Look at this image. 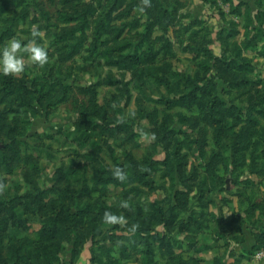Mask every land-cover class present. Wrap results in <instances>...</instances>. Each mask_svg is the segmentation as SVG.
Segmentation results:
<instances>
[{"label":"rangeland","instance_id":"374dc122","mask_svg":"<svg viewBox=\"0 0 264 264\" xmlns=\"http://www.w3.org/2000/svg\"><path fill=\"white\" fill-rule=\"evenodd\" d=\"M172 4L0 0L50 56L0 74V264H264V0Z\"/></svg>","mask_w":264,"mask_h":264},{"label":"clouds","instance_id":"9594fccd","mask_svg":"<svg viewBox=\"0 0 264 264\" xmlns=\"http://www.w3.org/2000/svg\"><path fill=\"white\" fill-rule=\"evenodd\" d=\"M149 0H145L148 3ZM42 32L33 28L31 38H25L21 35H13L3 44H0V74L6 76H18L26 71L27 62L44 67L49 63V49L45 43L39 39ZM153 137L155 133L152 134ZM113 176L120 181L127 179V172L121 165H115L112 172ZM7 183L4 179H0V193L5 192ZM120 207L128 208L129 201L122 200ZM103 220L108 225H125L127 218L123 213H117L110 209H106L103 214ZM135 231L138 225H132Z\"/></svg>","mask_w":264,"mask_h":264},{"label":"trees","instance_id":"16d2710c","mask_svg":"<svg viewBox=\"0 0 264 264\" xmlns=\"http://www.w3.org/2000/svg\"><path fill=\"white\" fill-rule=\"evenodd\" d=\"M153 1H155V2H157V3H160V4H162L161 2H159V1H157V0H153ZM1 15V14H0ZM4 20V22H9L10 21V19H8V18H5V19H3ZM68 20H72L70 17H69V19ZM73 21V20H72ZM11 25H13V24H11ZM10 25V26H11ZM15 33H14V31L10 28V27H8V31H4V32H0V42L1 43H3L6 39H8V38H10V37H12L13 35H14ZM10 94V92L7 94H5V95H3V97H1L2 99H0V103H2L3 101H4V99L5 98H7V96ZM197 99V101L196 102H198V103H201V100L203 99L206 103L208 102L210 105H209V107L211 106V110H209L207 113L214 119V115H213V113H212V111L214 110V109H216V108H214V107H217L218 105H221L222 103H223V101L219 98V96L217 95V94H214V95H212V96H200V97H198V98H196ZM190 102V100L188 99V101H186L185 102V104L184 103H182V104H184V105H186V104H188ZM190 104V103H189ZM210 109V108H209ZM222 111H221V113H222V115H224V117H228V116H230L231 114H233V110L231 109V107H228V106H224L223 107V109H221ZM248 110L247 109H244V108H238L237 109V111H235L234 113H237L236 114V117H233V119L237 122V123H242L243 121H248L247 120V118H249V116L247 115L248 114ZM247 113V114H246ZM204 114H206V113H204ZM246 114V115H245ZM245 115V116H244ZM2 115L0 114V121H1V123H0V130H2V128H3V118L1 117ZM263 117H264V115H263ZM17 152V151H16ZM3 155H4V161H5V164H6V166L9 164L8 162H9V159H8V156L6 155V154H4L3 153ZM7 159V160H6ZM8 161V162H7ZM119 165H121V164H119ZM122 166V165H121ZM137 180V182H140V181H143V179H136ZM139 180V181H138ZM135 190H139V188H135ZM49 230H50V233H52V227L50 226L49 227ZM264 246V244L262 245V247ZM261 247V248H262ZM150 254V253H149Z\"/></svg>","mask_w":264,"mask_h":264},{"label":"crops","instance_id":"0c3cea01","mask_svg":"<svg viewBox=\"0 0 264 264\" xmlns=\"http://www.w3.org/2000/svg\"><path fill=\"white\" fill-rule=\"evenodd\" d=\"M161 3H164V1H166V3H169V5H171L173 8L176 9L175 4H172L173 2L179 1V0H157ZM173 1V2H172ZM183 1H187V3H189V5H191V7H193V5H201L203 4V0H183ZM258 1H262V0H234L235 4H239V3H247L250 6H252L253 4H256ZM172 2V3H170ZM168 5V4H167ZM241 240L240 242H236L235 244L233 243V237L231 238L230 242L231 246H230V252L226 258L225 264H238L237 263V256H239V258L242 259L241 257V251L243 250H249V248L254 244L253 242V237H255V234L247 227L242 228L241 230ZM246 248V249H245ZM245 262V261H244ZM242 262V263H244Z\"/></svg>","mask_w":264,"mask_h":264},{"label":"built area","instance_id":"2783aa9c","mask_svg":"<svg viewBox=\"0 0 264 264\" xmlns=\"http://www.w3.org/2000/svg\"><path fill=\"white\" fill-rule=\"evenodd\" d=\"M256 259H258L260 262H264V246L260 248L259 251L256 252L255 256Z\"/></svg>","mask_w":264,"mask_h":264}]
</instances>
